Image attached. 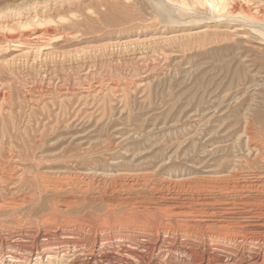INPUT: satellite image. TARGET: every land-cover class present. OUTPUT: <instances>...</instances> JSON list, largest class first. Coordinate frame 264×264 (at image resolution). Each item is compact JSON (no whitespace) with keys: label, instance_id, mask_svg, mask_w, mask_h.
I'll return each mask as SVG.
<instances>
[{"label":"rangeland","instance_id":"rangeland-1","mask_svg":"<svg viewBox=\"0 0 264 264\" xmlns=\"http://www.w3.org/2000/svg\"><path fill=\"white\" fill-rule=\"evenodd\" d=\"M238 1L255 13L264 9V0ZM180 20L158 22V0H0V157L87 149L102 134L120 146L101 157L104 165L144 161L153 149L143 147L171 134L186 140L167 163L198 166L221 153H210L218 146L243 154L236 144L245 136L236 131L264 129L261 25L203 10ZM205 33L219 35L177 48ZM130 138L140 150L126 146ZM16 162L31 171L30 160Z\"/></svg>","mask_w":264,"mask_h":264},{"label":"bare ground","instance_id":"bare-ground-1","mask_svg":"<svg viewBox=\"0 0 264 264\" xmlns=\"http://www.w3.org/2000/svg\"><path fill=\"white\" fill-rule=\"evenodd\" d=\"M192 10L215 18L241 16L264 32V9L255 13L238 0H158V22L181 23ZM217 34L177 48L211 43ZM249 126L236 131L245 136L236 144L243 154L218 146L210 153H221L192 167L166 162L186 140L174 134L143 147L153 150L137 163L104 165L101 157L120 146L103 134L87 149L0 157L6 191L0 195V264H264V129ZM45 136L36 138L43 142ZM130 140L126 146L140 150ZM17 159L30 160L31 171ZM97 167L116 172L85 171Z\"/></svg>","mask_w":264,"mask_h":264}]
</instances>
